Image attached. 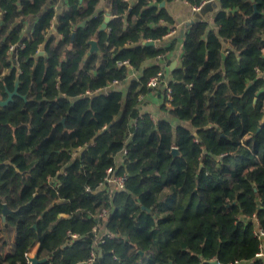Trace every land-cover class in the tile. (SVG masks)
<instances>
[{
  "label": "trees",
  "instance_id": "trees-1",
  "mask_svg": "<svg viewBox=\"0 0 264 264\" xmlns=\"http://www.w3.org/2000/svg\"><path fill=\"white\" fill-rule=\"evenodd\" d=\"M50 1L0 0V100L18 93L0 106V264L32 251L85 264L93 250V264H264L251 220L264 229V0H218L216 30L189 24L156 119L139 104L161 65L144 64L172 46L145 42L173 29L169 0H138L137 14L125 0L99 12L100 0H63L59 15ZM91 39L99 52L85 57ZM109 167L122 189L99 188Z\"/></svg>",
  "mask_w": 264,
  "mask_h": 264
},
{
  "label": "crops",
  "instance_id": "crops-1",
  "mask_svg": "<svg viewBox=\"0 0 264 264\" xmlns=\"http://www.w3.org/2000/svg\"><path fill=\"white\" fill-rule=\"evenodd\" d=\"M110 0H100L97 11H103L106 6L108 5ZM129 5V10L132 11L133 14H137L138 9L136 8V4L138 0H125ZM200 2H205L202 8L198 11L193 9L195 3L191 0L189 3L184 1H176V0H169L163 1L159 4L160 7L165 8L171 19L173 20V29L174 33L170 36H164L161 39L153 40L154 47L156 49H164L168 48L170 45L172 48L164 55H159L156 59L148 60L145 62L144 66H150L155 64H160L161 69L164 72V78L167 82L171 80V72L179 66L180 63V56L182 53V45L184 40V34L189 26L194 21L203 20L208 23V29L216 30L214 25V17L216 12L219 9L218 0H199ZM51 6L54 8L55 14L59 15L61 11L64 9L65 2L63 0H51ZM196 5V4H195ZM35 18H30L25 25L24 31L26 32L29 30L30 24L34 21ZM52 26L54 27L56 24V18L52 20ZM53 32V31H49ZM58 38L59 36L56 35ZM150 41V40H148ZM227 47V46H226ZM39 51H42L41 49ZM38 51V52H39ZM173 65V69L171 70L170 67ZM258 75L264 77V71L261 72L260 70L256 69ZM138 73L132 68H129V74L127 79L137 78ZM112 88L119 89L124 91L127 87V81L122 83L120 82H113L111 84ZM157 90H153L152 92L148 93L144 97L140 99L139 104V112L140 114L148 113L153 119L157 117H162L164 112L160 110L161 101L159 96L156 93ZM238 114V111L236 112ZM165 116V115H164ZM178 121H173L174 126L178 124ZM185 125H187L185 123ZM122 152L116 156V164L117 166L121 163L122 160ZM105 185V184H104ZM100 185L99 188L104 190L105 192H113L115 190L114 187H111L107 190L106 185ZM101 235V231L99 233ZM98 234V236H100ZM12 239L10 238V241ZM32 257L34 256L33 251L29 253Z\"/></svg>",
  "mask_w": 264,
  "mask_h": 264
},
{
  "label": "built area",
  "instance_id": "built-area-1",
  "mask_svg": "<svg viewBox=\"0 0 264 264\" xmlns=\"http://www.w3.org/2000/svg\"><path fill=\"white\" fill-rule=\"evenodd\" d=\"M176 1H184L186 3H189L190 0H176ZM205 2H200L199 4H194L193 9L195 11H198L202 8V6L204 5ZM174 33V29H171L165 36H170ZM14 49V45H11L9 47V52H12ZM118 65H123L126 64L128 65V61H119L117 62ZM129 66V65H128ZM130 68V67H129ZM116 82V81H115ZM164 86L165 88V101H164V105L166 107H170L171 106V102L173 100L172 97V91L171 88L168 85V82L165 80L164 78V72L162 70H159L155 75L151 76L150 78H148L147 82H146V86L152 90L156 89L158 90L161 86ZM136 126V124H134ZM126 153V150L124 149L122 151V154L124 155ZM106 175L104 176L102 182L99 184L100 185H106L107 190L112 186L115 188V190L117 189H122L124 186V182L126 180V174L125 173H120V174H116L115 171L113 170V168L109 167L106 169ZM104 185V186H105ZM111 185V186H110ZM88 189V188H87ZM108 214V210L106 208H102L97 214L94 215V220L96 222H98L100 219H103L107 216ZM251 220L255 223V228H254V236L258 239V240H262L264 238V229L261 227V225L258 223V220L255 216H252ZM98 228V224L94 225L92 230L93 232L96 233ZM66 236L70 239V240H74L75 238L78 237L77 234L74 233H70L69 231L66 233ZM102 244L104 243V239L100 238L96 244ZM95 251H91L89 257L87 258V260L84 262L85 264H93L94 259H95ZM257 256H263L264 252L262 250V245H260V251L256 254ZM27 257V264H30V255L26 254Z\"/></svg>",
  "mask_w": 264,
  "mask_h": 264
},
{
  "label": "water",
  "instance_id": "water-1",
  "mask_svg": "<svg viewBox=\"0 0 264 264\" xmlns=\"http://www.w3.org/2000/svg\"><path fill=\"white\" fill-rule=\"evenodd\" d=\"M109 19H110V17H109L108 15H106V16L104 17L103 23H102L101 26H100V30H103V29L106 28L107 23L109 22ZM72 36H73V34H72ZM88 44H89L90 47H89V50H88V52L86 53V56H85V57H88L92 52H99V48H98V46H97V42H96V40L91 39V40L88 41ZM145 44H146V45H150V46H154V42H153L152 40L145 42ZM42 54H43V51H39V52H38V55H42ZM170 69H171V70L173 69V65L170 67ZM15 95H18V93H17V82H16V84H15V88H14V90L11 91V92H8V91H7V97H6L4 100H0V106H5V105H7V104L12 100L13 96H15ZM23 98H25V97L23 96ZM228 105L230 106V103H229ZM171 152H172L173 154H175V155L178 153V151H177L176 148H172ZM6 212H7V209H6V207L4 206V208H3L2 218L5 216ZM29 260H30V264H38V263H41V262H44V261H45V259H38L36 256H32V257H30ZM207 263H209V264H220V263H219L218 261H216V260H210V261H208Z\"/></svg>",
  "mask_w": 264,
  "mask_h": 264
},
{
  "label": "rangeland",
  "instance_id": "rangeland-1",
  "mask_svg": "<svg viewBox=\"0 0 264 264\" xmlns=\"http://www.w3.org/2000/svg\"><path fill=\"white\" fill-rule=\"evenodd\" d=\"M233 111V113L236 115L235 117H237V116H239L237 113H236V110H234V109H232ZM238 122L240 123V121L238 120ZM240 127H242V124L240 123ZM93 228V227H92Z\"/></svg>",
  "mask_w": 264,
  "mask_h": 264
}]
</instances>
